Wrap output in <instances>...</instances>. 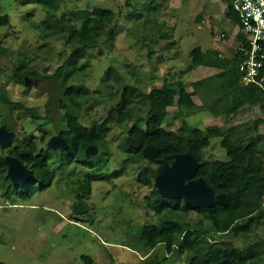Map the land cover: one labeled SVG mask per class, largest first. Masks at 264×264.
Returning <instances> with one entry per match:
<instances>
[{"label":"rangeland","instance_id":"obj_1","mask_svg":"<svg viewBox=\"0 0 264 264\" xmlns=\"http://www.w3.org/2000/svg\"><path fill=\"white\" fill-rule=\"evenodd\" d=\"M67 1L66 9L111 7L117 12L115 38H100L98 47L87 51L81 60L83 68L74 75L76 82L69 79V83L80 82L89 88L88 101L80 112L82 122L89 126L102 122L107 116V107L120 100L118 88L122 83L137 88L134 101L138 114L145 113L147 103L137 96V90L150 92L167 81L183 80L195 103L201 106L204 99L195 93L191 83L205 74L198 71V67H192L191 50L198 46L207 49L212 29L218 35L223 30L231 35L238 29L221 12L216 13L213 22L202 24L206 19L204 14L213 9L223 10L227 0ZM218 2H221L220 6ZM4 14L10 16V24L0 26V93L6 92L11 100L21 101L24 107L10 109L0 105V125L7 116L10 129L16 131L12 142L0 145V158L9 154L10 147L35 138L32 135L39 134L37 128L40 125L41 131H47L50 136L67 128L63 109L58 105L62 97L59 86L51 79L40 77H32L38 83L30 86L16 83L10 79L13 63L22 59L41 74H52L72 51L64 39L56 35L44 38L41 30L34 27L46 17L40 4L27 0H0V15ZM200 14L202 21H198ZM229 49L232 53L236 50L226 45L224 54H229ZM109 66L115 68L119 79H103ZM205 98L208 99L206 95ZM28 107L38 112L34 121L26 113ZM24 115L28 117L22 119ZM260 117H264V110L258 104L245 105L232 115H214L197 108L180 111L175 104L168 108L163 125L174 131L180 129L184 121L189 128L219 125L227 130L235 127L234 136L245 138L253 134L254 121ZM259 130L264 133V124ZM126 135L118 125H114L107 135L110 152L105 173L118 169L126 157L119 148ZM221 139L213 138L210 146L205 147L207 160L227 159ZM260 148L264 150V145ZM50 150L53 155L51 166L57 176L51 186L38 190L33 196L24 199L9 194L1 185L4 179L0 176V262L86 264L82 259L86 255L94 259L95 264H144L167 256L163 243L145 255L138 238L144 224L158 223L160 217L169 213L157 215L148 208L146 196L153 188L140 182L141 167L157 169L156 163L145 158L117 178L93 181L90 196L81 199L88 211L75 215L73 206L78 200L76 192L83 184L80 183L84 173L98 170H88L76 163L65 166L60 162V150ZM196 217V213H190L186 219ZM253 234L250 243L264 239V224H260ZM214 235L216 240H230L238 247L249 244L242 237ZM191 255L187 252L176 259L170 258L171 264H188ZM259 261L264 264V254Z\"/></svg>","mask_w":264,"mask_h":264},{"label":"trees","instance_id":"obj_2","mask_svg":"<svg viewBox=\"0 0 264 264\" xmlns=\"http://www.w3.org/2000/svg\"><path fill=\"white\" fill-rule=\"evenodd\" d=\"M27 2L40 4L46 15L40 24L34 25L41 30L39 32L44 38L59 36L70 45L72 51L52 74H41L27 62L18 59L13 63L10 79L25 85V76L28 75L51 79L59 86L62 97L58 100V105L63 109L67 128L60 130L58 134L69 144L67 149H58L60 162L65 166L76 163L88 170H98L96 173L86 171L80 183L83 184L77 189L79 198L90 196L93 181L117 178L131 165L145 160L142 148H133L123 139L119 148L126 157L121 166L111 173L104 172L109 163L107 155L110 152L107 135L114 125L121 126L127 135L139 139L142 147L155 145L160 150L159 156L168 161L174 154L189 150L199 160L197 176L203 177L215 193H227L229 202L226 205L204 207L188 204L181 198L165 197L158 192L154 183L157 169L142 166L140 182L153 188L150 195L146 196L148 208L157 215L169 211L159 218L158 223L144 224L140 230L138 238L143 244L145 255L160 243L165 245L167 251L164 258L149 260L144 264H171L170 258L176 259L187 252L192 253L188 264H221L224 258L235 264H261L259 258L264 254V239L254 243H250V239L255 229L264 224L261 223L264 221V150L260 148L264 145V133L259 130V126L264 124V117L254 121L253 134L245 138L234 136L235 127L227 130L219 125L189 128L184 121L182 127L174 131L163 125L168 116V108L175 104L180 111L184 108H197L210 111L214 115L236 114L245 105L258 104L264 110V89L253 83L246 85L242 82L239 68L243 60L242 52L236 48L232 56L228 57L223 56L219 50L203 49L201 46L191 50L192 67L208 66L219 69L216 74L191 83L195 93L202 95L204 99L201 106L195 103L183 80L167 81L150 92L137 90V96L147 103L145 113L138 114L135 112L137 106L134 101L137 88L122 83L118 88L120 100L107 107V116L102 122L89 126L82 122L80 114L82 105L88 101L89 88L80 82L69 81L76 82L74 75L83 68L81 60L87 51L98 47L100 38H115L117 12L111 7L66 9L67 0ZM226 15L231 21L238 23V17L231 8L228 7ZM202 17L200 14L198 21ZM9 24L10 16L0 15V26ZM236 44L237 47L241 45L240 33L237 34ZM112 77L120 78L115 68L109 66L103 79L107 81ZM0 105L10 109L14 106L24 107L21 101L11 100L6 92L0 93ZM26 113L33 121L38 115L34 108L29 107ZM25 117L28 116L21 118ZM2 124L12 128L7 116ZM41 128V125L37 128L39 134L32 135L35 138L31 141L18 143L15 147H10L8 152L19 157L33 171L32 179L36 181L35 184L25 188L14 186L7 176V163L4 157L0 158V176L4 179L1 185L13 196L29 198L38 190L51 186L57 176L51 166L53 155L47 145V140L53 135L50 136L47 131L42 132ZM216 137L222 138L221 146L227 153V159L207 160L204 149ZM91 144L98 147L97 156L86 155L85 150ZM190 213H196L198 217L186 219ZM208 226L210 228L205 230ZM214 234L242 237L249 244L238 247L230 240H216L213 238ZM82 259L86 264H95L94 259L89 256L83 255Z\"/></svg>","mask_w":264,"mask_h":264},{"label":"water","instance_id":"obj_3","mask_svg":"<svg viewBox=\"0 0 264 264\" xmlns=\"http://www.w3.org/2000/svg\"><path fill=\"white\" fill-rule=\"evenodd\" d=\"M38 82L32 77L25 76V85L30 86ZM16 138V132L0 125V145H6ZM126 142L133 148L141 149L144 158L158 165L155 176V186L160 194L172 199H183L186 203L194 206L210 207L214 204L226 205L229 202L227 193H215L207 181L197 176L199 160L191 151L174 154L171 160L161 158L160 150L153 144L142 147V143L136 137L127 135ZM51 149H67L69 144L60 134L51 136L47 143ZM87 156H97L99 149L95 144L89 145L86 150ZM7 163V176L16 187H29L35 184L33 171L17 156L7 154L4 157ZM88 211V206L83 201H78L73 206V213L81 215ZM221 264H235L232 260L224 258Z\"/></svg>","mask_w":264,"mask_h":264},{"label":"built area","instance_id":"obj_4","mask_svg":"<svg viewBox=\"0 0 264 264\" xmlns=\"http://www.w3.org/2000/svg\"><path fill=\"white\" fill-rule=\"evenodd\" d=\"M228 7L238 17V33L241 34L240 63L242 82L256 84L264 89V0H228ZM225 37V33H221Z\"/></svg>","mask_w":264,"mask_h":264},{"label":"crops","instance_id":"obj_5","mask_svg":"<svg viewBox=\"0 0 264 264\" xmlns=\"http://www.w3.org/2000/svg\"><path fill=\"white\" fill-rule=\"evenodd\" d=\"M227 2V5H225L223 7V10L222 9H219V10H216V9H213L211 12L208 11V13L204 14V17L206 18L202 24H205L206 22L208 21H212L213 20H216L217 16H216V13H223L225 16V18L228 20L229 18L227 17V9H228V0L226 1ZM221 2H218V5L220 6ZM203 16V15H202ZM203 18V17H202ZM203 19H201L202 21ZM231 22V21H230ZM233 22V21H232ZM237 27V23H234ZM212 32V38L210 39L209 43H210V46L207 48V49H211V50H219L221 51V53L223 54V56H232V52H230V49H229V54H224L223 52V49L226 45H228L229 47H232L233 49H236L237 48V44L236 43V37H237V34H238V29L235 30V32H233L231 35H229L225 30H223L221 33H225V37H221V33L218 35V34H215L214 30L212 29L211 30ZM221 37V39L219 38ZM223 39V40H222ZM221 41V42H220ZM198 71L204 73L205 75L202 76L203 77H207V76H210V75H213V74H216L217 72H219V69L217 68H214V67H208V66H199L197 68Z\"/></svg>","mask_w":264,"mask_h":264},{"label":"flooded vegetation","instance_id":"obj_6","mask_svg":"<svg viewBox=\"0 0 264 264\" xmlns=\"http://www.w3.org/2000/svg\"><path fill=\"white\" fill-rule=\"evenodd\" d=\"M47 143H48V140H47ZM9 154H12V153H9ZM4 155H6V153H5ZM12 155H14V154H12ZM15 156H16V155H15ZM3 157H5V156H3ZM86 169H87V168H86ZM84 175H85V173H84ZM76 193H77V195H78V192H76ZM81 199H82V198H79V196H78V200L76 201V203H77L78 201H81ZM76 203H75V204H76Z\"/></svg>","mask_w":264,"mask_h":264}]
</instances>
